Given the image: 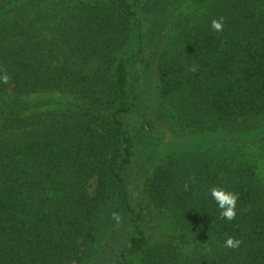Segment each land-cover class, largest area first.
<instances>
[{
  "label": "trees",
  "instance_id": "trees-1",
  "mask_svg": "<svg viewBox=\"0 0 264 264\" xmlns=\"http://www.w3.org/2000/svg\"><path fill=\"white\" fill-rule=\"evenodd\" d=\"M188 1L194 22H169L187 0L159 1L176 33L155 58L161 103L207 142L264 137V0ZM141 10L142 0H0V74L11 76L0 83V264H101L108 239L120 243L117 264H264V184L248 163L170 151L144 180L146 207L132 203L130 66L161 26V10ZM36 94L72 101L38 110ZM214 186L238 194L233 221L219 218ZM153 211L170 219L165 238L149 226ZM229 236L238 249L222 246Z\"/></svg>",
  "mask_w": 264,
  "mask_h": 264
},
{
  "label": "rangeland",
  "instance_id": "rangeland-1",
  "mask_svg": "<svg viewBox=\"0 0 264 264\" xmlns=\"http://www.w3.org/2000/svg\"><path fill=\"white\" fill-rule=\"evenodd\" d=\"M142 1L149 6V11L145 13L141 10L140 14L145 18V14L148 16L161 10L162 12H158L157 21L163 27L153 23L156 26L155 33L144 38L143 51L136 55L137 58L133 60L130 66L133 91L137 96V108L128 118V126L135 138V156L128 170L127 183L134 207L137 209L146 207L147 201L143 194L144 180L157 160L170 151L217 149L214 153L217 156L212 157L214 162L224 159L227 163H248L254 168L259 182L264 184V137L248 140L243 146L238 144L239 149H236L237 146L231 144V137L212 135V140L207 142L201 134L186 130L181 131L176 127L171 108L163 105L160 101L159 83L155 72L156 56H158L163 46L167 43L168 45L171 44L176 37L172 25L170 26L168 23L164 26V23L170 18V16L165 15V12L170 13L171 10L169 8L164 10L163 6L160 8L159 1L161 0ZM174 8L176 9L170 13L172 17L169 22L173 20L176 22L182 18H190L194 22L197 19L196 9L188 0L179 8L175 4ZM28 100L34 106H38V110H51L70 103L72 97L58 94H36L29 97ZM143 120L146 121L145 130L148 133L147 135L141 129ZM227 146L232 147V150ZM146 217L149 226L158 231L156 237L165 238L172 232L173 226L167 215L153 211ZM153 230L152 232L156 234ZM119 244L118 239L107 240V250L105 251L104 261H100L101 264H117L118 253L116 254V252L118 246L120 248ZM189 249V246L186 247V252Z\"/></svg>",
  "mask_w": 264,
  "mask_h": 264
},
{
  "label": "clouds",
  "instance_id": "clouds-1",
  "mask_svg": "<svg viewBox=\"0 0 264 264\" xmlns=\"http://www.w3.org/2000/svg\"><path fill=\"white\" fill-rule=\"evenodd\" d=\"M224 17H219L217 19H213L211 21V28L215 32H222L224 29ZM199 66L197 64H192L189 67V72L195 73L198 71ZM11 81V76L5 71L0 74V83L9 84ZM188 185L185 184V189H187ZM210 195L213 200L217 203L220 211V219H225L229 222L233 221L236 216V208L238 201V194L234 192H230L225 190L222 187L214 186L210 189ZM112 219L119 224L121 222V215L119 213L113 212L111 214ZM242 241L236 239L234 237H227L224 244L222 245L225 248L230 249H238L241 245Z\"/></svg>",
  "mask_w": 264,
  "mask_h": 264
}]
</instances>
